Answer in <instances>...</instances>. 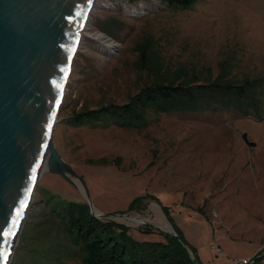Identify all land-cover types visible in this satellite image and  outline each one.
<instances>
[{"label": "rangeland", "instance_id": "374dc122", "mask_svg": "<svg viewBox=\"0 0 264 264\" xmlns=\"http://www.w3.org/2000/svg\"><path fill=\"white\" fill-rule=\"evenodd\" d=\"M217 77L250 81L243 107L154 105L132 122L101 113L147 86ZM89 111L100 117L75 122ZM51 138L75 176L67 180L47 167L38 173L7 264L44 263L40 255L55 248L63 264H83L86 253L56 228L55 242L35 236L39 226L24 239L29 223L47 216L42 207L51 195L87 203L138 242L178 233L201 264L256 257L254 264H264V0H193L186 8L164 0H94ZM214 232L220 256L210 248Z\"/></svg>", "mask_w": 264, "mask_h": 264}, {"label": "water", "instance_id": "95a60500", "mask_svg": "<svg viewBox=\"0 0 264 264\" xmlns=\"http://www.w3.org/2000/svg\"><path fill=\"white\" fill-rule=\"evenodd\" d=\"M93 2L0 0V264H7L49 142L48 171L75 176L51 130Z\"/></svg>", "mask_w": 264, "mask_h": 264}, {"label": "trees", "instance_id": "16d2710c", "mask_svg": "<svg viewBox=\"0 0 264 264\" xmlns=\"http://www.w3.org/2000/svg\"><path fill=\"white\" fill-rule=\"evenodd\" d=\"M164 1L168 6L175 8H186L193 2V0ZM250 85V81L239 85L224 83L220 77L208 83L193 85L156 84L153 87L142 88L130 97L128 103L118 105L114 110H103L101 113L107 118L111 117L113 121L119 119L132 122L140 117L141 109L154 105L176 107L193 104L195 106L197 102L203 101L243 107L246 103V90ZM93 117H100V114L91 111L79 113L74 120L81 123L82 120ZM44 205L42 208L48 209L47 216L42 217L35 224L29 221L31 227L29 226L27 234H24V239L31 229L39 226L36 234L34 233L35 236L42 238L48 235L55 242L53 230L56 228L54 232L60 231L70 245L86 253L83 264H195L180 241L178 233L177 236L164 233L165 240L161 242H138L126 235V226L93 216L87 203L63 201L51 195L44 201ZM144 208L145 206L137 211ZM144 228L150 231L156 230L150 225ZM190 251L198 260L195 251L191 248ZM40 256L48 261L42 263L38 261L39 258H34L31 259V264H63L56 248L50 254ZM260 258H254V263Z\"/></svg>", "mask_w": 264, "mask_h": 264}, {"label": "built area", "instance_id": "2783aa9c", "mask_svg": "<svg viewBox=\"0 0 264 264\" xmlns=\"http://www.w3.org/2000/svg\"><path fill=\"white\" fill-rule=\"evenodd\" d=\"M213 243L211 244L210 248L211 250L213 251L214 255L215 256H220L222 255V250L220 248V246L218 245L217 243V235H216V232H214V238H213ZM254 259L252 261H249L247 259H242V260H239V259H233L231 261V264H254Z\"/></svg>", "mask_w": 264, "mask_h": 264}, {"label": "bare ground", "instance_id": "6f19581e", "mask_svg": "<svg viewBox=\"0 0 264 264\" xmlns=\"http://www.w3.org/2000/svg\"><path fill=\"white\" fill-rule=\"evenodd\" d=\"M95 36H97L98 38H100L101 36L100 35H98V34H96ZM101 39V38H100ZM49 144H50V142L48 143V147H47V149H46V153H45V157L43 158V160L41 161V163H40V166H39V168H38V173L40 172V171H42L43 169H45L46 167H47V160H46V165H45V158L48 156V154H49ZM48 168V167H47ZM95 211V210H94ZM96 212V211H95ZM129 219L131 220V221H133V222H136V223H138V222H141V219H139V217H129ZM120 220V219H119ZM163 223V222H162ZM133 225V224H132ZM163 225V224H162ZM164 227H166V229H170V226L167 224V223H165V226ZM167 231V230H166ZM9 259V258H8Z\"/></svg>", "mask_w": 264, "mask_h": 264}, {"label": "snow or ice", "instance_id": "6c2138e0", "mask_svg": "<svg viewBox=\"0 0 264 264\" xmlns=\"http://www.w3.org/2000/svg\"><path fill=\"white\" fill-rule=\"evenodd\" d=\"M17 224H18V221H17ZM3 230L2 229H0V242H3ZM13 235H14V233H13Z\"/></svg>", "mask_w": 264, "mask_h": 264}]
</instances>
